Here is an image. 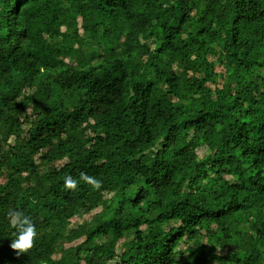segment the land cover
<instances>
[{"label": "trees", "instance_id": "16d2710c", "mask_svg": "<svg viewBox=\"0 0 264 264\" xmlns=\"http://www.w3.org/2000/svg\"><path fill=\"white\" fill-rule=\"evenodd\" d=\"M100 259L264 264V0H0V264Z\"/></svg>", "mask_w": 264, "mask_h": 264}, {"label": "clouds", "instance_id": "9594fccd", "mask_svg": "<svg viewBox=\"0 0 264 264\" xmlns=\"http://www.w3.org/2000/svg\"><path fill=\"white\" fill-rule=\"evenodd\" d=\"M83 181L86 185H90L94 190L102 187V181L90 176L85 172L79 173V180L71 175L64 177V188L71 192H75ZM10 227L15 229V239L11 241L10 248L15 251L17 256L28 253L35 246L38 233L37 228L31 217L19 210H12L8 213Z\"/></svg>", "mask_w": 264, "mask_h": 264}, {"label": "rangeland", "instance_id": "374dc122", "mask_svg": "<svg viewBox=\"0 0 264 264\" xmlns=\"http://www.w3.org/2000/svg\"><path fill=\"white\" fill-rule=\"evenodd\" d=\"M221 10H223L222 8H220V11ZM223 67H221V66H217L216 67V70L218 71V70H221ZM77 218L76 217H73V218H71L70 219V221H71V223L73 222V221H75ZM80 221V220H79ZM32 251V250H31ZM118 252H119V248H118ZM96 264H113L112 262H109L108 260H105V259H100L99 261H97V263Z\"/></svg>", "mask_w": 264, "mask_h": 264}]
</instances>
